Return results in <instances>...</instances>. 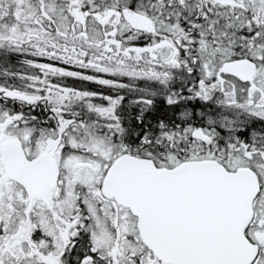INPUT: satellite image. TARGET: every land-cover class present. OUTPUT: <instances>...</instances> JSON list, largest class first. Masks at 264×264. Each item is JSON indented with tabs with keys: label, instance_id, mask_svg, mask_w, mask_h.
<instances>
[{
	"label": "snow or ice",
	"instance_id": "obj_1",
	"mask_svg": "<svg viewBox=\"0 0 264 264\" xmlns=\"http://www.w3.org/2000/svg\"><path fill=\"white\" fill-rule=\"evenodd\" d=\"M0 264H264V0H0Z\"/></svg>",
	"mask_w": 264,
	"mask_h": 264
}]
</instances>
